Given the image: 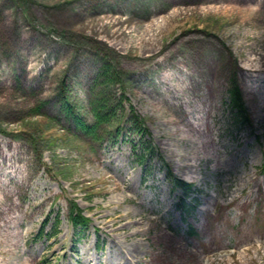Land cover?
I'll return each instance as SVG.
<instances>
[{
  "label": "rangeland",
  "instance_id": "374dc122",
  "mask_svg": "<svg viewBox=\"0 0 264 264\" xmlns=\"http://www.w3.org/2000/svg\"><path fill=\"white\" fill-rule=\"evenodd\" d=\"M240 6L251 10L234 11ZM254 8L213 0H0V200L10 193L0 214V264H264V246L248 244L264 236V70L255 67L264 11ZM104 55L123 72L125 87L115 84L109 96L127 99V116L118 139L92 147L67 131L59 88L64 82L75 111L86 113V89ZM190 72L208 85L174 113L163 100ZM233 78L250 116L243 125L233 120ZM129 105L149 133L153 152L144 165L134 155L142 146L127 121ZM201 115L214 157L188 170L191 160H177L172 149L188 153L193 144L173 129L186 119L202 126ZM15 150L16 159L4 158ZM172 178L190 185L188 213ZM238 185L244 190L232 196ZM73 200L90 218L83 233L68 219ZM125 215L131 224L118 229ZM43 226L48 238L37 237Z\"/></svg>",
  "mask_w": 264,
  "mask_h": 264
},
{
  "label": "trees",
  "instance_id": "16d2710c",
  "mask_svg": "<svg viewBox=\"0 0 264 264\" xmlns=\"http://www.w3.org/2000/svg\"><path fill=\"white\" fill-rule=\"evenodd\" d=\"M98 62V68L90 81L92 84L86 89L88 101L86 113L75 111V105L71 102V97L69 96L67 86L64 82L59 88L60 99L59 109L57 111L59 114H62V117L65 118L70 125L67 131L72 134L73 130L76 133L74 134L76 138L85 143H92V147L105 138L118 139L122 132L121 123L125 116H127L123 105V102L127 99L125 100L124 97H122V99L114 101L109 96V90H111L115 84L119 83L121 87H125L123 72L110 61L107 55L100 56ZM122 89L124 90V88ZM229 92L231 96L230 105L233 111V120L237 125L249 123L250 116L245 106L241 89L235 78L231 81ZM129 107L132 116L128 118L127 121L129 122L131 131L139 136L140 142L138 144L142 146L141 153L139 154L135 149L134 155L140 160V163L144 165V160L153 152L149 141L145 139L146 136H149V133L145 127L144 120L139 117L131 105H129ZM119 108H121L120 114L117 113ZM36 111L38 113L40 109ZM109 128H113V131H109ZM30 142L34 145L33 141ZM171 180L174 182L176 188H181L184 193L183 198L179 201L181 212L183 214L188 213L191 206L186 202V193L190 185L179 179L172 178ZM68 219L76 233L85 232L90 223V218L84 214L76 200L70 202ZM59 224L60 220L56 219L55 226ZM44 228L43 226L40 229L37 237H47L48 233L44 232ZM54 230L57 231V228ZM189 233L194 234L193 227H190ZM57 234L58 233L54 232L50 237H54Z\"/></svg>",
  "mask_w": 264,
  "mask_h": 264
},
{
  "label": "bare ground",
  "instance_id": "6f19581e",
  "mask_svg": "<svg viewBox=\"0 0 264 264\" xmlns=\"http://www.w3.org/2000/svg\"><path fill=\"white\" fill-rule=\"evenodd\" d=\"M216 2H223V1H228L229 3H238L239 5L241 4H246V5H251L252 3L255 4V8L254 10L257 12H263L264 11V0H213ZM228 8H224L223 6L218 7L217 11L221 10H227ZM251 8L250 6L243 8L242 6H240L238 9H235L234 11H236L237 13L240 14H248V11H250ZM161 61V60H160ZM260 63L261 65H259V63H257L255 65L257 70H264V53L261 54L260 57ZM180 68L183 71H186L187 68V62L185 60H181L180 61ZM209 66L211 65V63L208 64ZM248 66V65H247ZM192 72L188 73V80L187 79H182L178 84L176 85H171V89H172V95L169 98H166L165 100H163L164 103H166L167 105H169V108L175 113H179V111L183 110V106L184 104H190L191 102V97H193L195 95V92H197L199 89H201L203 87V85H208V82H206V79L202 80V79H193L192 77ZM200 77V76H199ZM254 91V89H251ZM255 93V92H254ZM209 109H206L204 107H202L200 109V111L203 112V114H206V112H208ZM199 121L202 122V126L199 124H196L195 122H192L190 119H186L183 124L182 127L177 126L175 129H173V133L174 135L176 133L178 136L179 141H183V142H188L193 144V149L192 151H188V153H183L180 151H177L175 149H172V154L177 158V160H187L190 159L191 163H187L186 166L188 168V170H191L192 168H194L195 166H198L202 161H209L213 159V152H212V140H211V136H210V130L207 128L206 126V120H205V116L201 115L199 117ZM205 126V127H204ZM199 139V141H198ZM19 152L17 150H15V153L10 155V157H7L3 155V157L5 159H16V156ZM3 154V152L1 153ZM194 161V162H192ZM199 162V163H198ZM182 163H179L177 167H181ZM183 166V165H182ZM17 168H15L14 170H16ZM217 169V168H216ZM250 181H252L250 179ZM244 190L243 188H241V185L237 186V189H235L233 191V193H231V195L233 196V194H235L238 190ZM7 195H10V193L6 190L5 192H3V199L6 198ZM0 200V214L2 215L3 213H5V210H9V204H7L4 200ZM213 204L217 203L216 199H212ZM10 205H12V203H10ZM6 207H8L6 209ZM125 220L126 222L121 225L118 229H122L124 228L126 225L131 224L129 221V217L128 215H125ZM108 228L109 226L107 224H104L102 226V229L104 230V232H108ZM142 233V231H140ZM139 231L137 232H133V233H129L127 237H134L137 236L138 233H140ZM109 233V232H108ZM160 235L162 236L163 233L160 232V234L156 237L157 239L160 237ZM252 239V240H251ZM254 238L249 237L248 239V244L250 243H260L261 246H264V236H258L257 240H253ZM247 245V244H246ZM137 248H140L139 245L137 246ZM16 249L17 246L16 245H12V248L10 249V253L11 255L15 256L16 254ZM184 247L179 246L177 247L178 251L183 250ZM127 254L128 257H133L136 254V249L134 248H128L127 249ZM17 259V258H16ZM88 261L89 262H93V258L88 257ZM11 264H20L18 261L17 262H12Z\"/></svg>",
  "mask_w": 264,
  "mask_h": 264
}]
</instances>
